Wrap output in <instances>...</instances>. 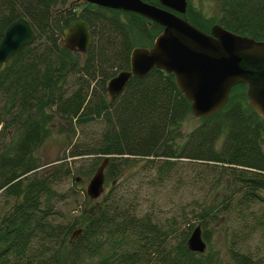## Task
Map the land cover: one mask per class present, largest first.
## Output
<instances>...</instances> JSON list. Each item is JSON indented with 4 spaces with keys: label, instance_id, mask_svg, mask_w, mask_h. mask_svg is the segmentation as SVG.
Here are the masks:
<instances>
[{
    "label": "trees",
    "instance_id": "trees-1",
    "mask_svg": "<svg viewBox=\"0 0 264 264\" xmlns=\"http://www.w3.org/2000/svg\"><path fill=\"white\" fill-rule=\"evenodd\" d=\"M69 1L0 0V39L19 17L36 32V40L0 68V134L11 131L0 147V191L13 200L9 210L0 207V264H264V256L244 248L254 234L264 237V121L249 105L246 85H235L227 104L185 135L189 101L161 69L132 78L109 100L106 81L128 69L131 49L151 46L162 26L91 3L66 9ZM187 18L205 32L218 23L264 40V0H217L211 21L189 4ZM79 19L92 36L81 62L78 53L58 46L55 35ZM55 119L69 126L99 121L103 128L82 133L58 166L45 168L35 153ZM106 156L111 185L98 200L61 189L66 179L77 180L76 170L89 176ZM68 159L90 163L82 171ZM138 163L159 184L177 179L180 190L198 183L208 188L179 211L172 204L175 210L162 220L153 206L142 208L141 187L130 183L141 179L130 172ZM183 164L196 168L193 177L183 175ZM223 217L230 237L223 258L187 249L196 224L209 241L205 227ZM76 229L82 232L73 239Z\"/></svg>",
    "mask_w": 264,
    "mask_h": 264
},
{
    "label": "water",
    "instance_id": "water-1",
    "mask_svg": "<svg viewBox=\"0 0 264 264\" xmlns=\"http://www.w3.org/2000/svg\"><path fill=\"white\" fill-rule=\"evenodd\" d=\"M81 3L136 13L162 26L151 46L131 49L128 69L106 81L109 100L120 95L132 78H144L161 69L173 75L179 92L189 101L192 116L200 119L216 114L227 104L231 89L245 84L249 105L264 121V40L238 34L218 23L208 32L201 30L187 18L188 0H158L159 5L143 0H70L66 9ZM55 35L58 46L86 58L92 36L85 20L72 21ZM35 40L36 32L28 19L19 17L11 22L0 39V68ZM108 163L106 156L86 185L85 193L91 200L104 193ZM81 232L76 229L71 237L76 239ZM186 246L191 252H205L207 244L199 224L192 229Z\"/></svg>",
    "mask_w": 264,
    "mask_h": 264
},
{
    "label": "rangeland",
    "instance_id": "rangeland-1",
    "mask_svg": "<svg viewBox=\"0 0 264 264\" xmlns=\"http://www.w3.org/2000/svg\"><path fill=\"white\" fill-rule=\"evenodd\" d=\"M189 4L192 8V10L200 12L203 16H205L207 19L215 20L217 16V0H189ZM78 62L83 60V57L81 54L78 56ZM107 95V93H106ZM108 98V97H107ZM54 127H52V130L49 134V136L45 139L43 144L38 148L37 152L35 153L40 162L45 164L43 167H47L49 164H54L58 166V164L61 162L59 161L62 159L68 152V148L70 145H72L76 140L83 139L82 133H86L88 136L90 134H97L101 131L103 128L102 122L96 121V122H90L85 126H69L68 123L59 121L55 119ZM199 124V119L192 116L191 114L186 118L184 121L182 132L185 135L187 132H189L192 128L196 127ZM1 127V126H0ZM11 134V131L9 129L4 130L2 134H0V147L4 146V144L7 143L9 140V135ZM68 161L72 162V168L79 170H86L89 166V160L80 161L75 160L74 162L72 160ZM142 163H138V166L134 167L130 172L132 174H136L137 177H141V179L132 180L130 183H135V185H138L141 187L140 190V196L143 198L141 201L142 208L143 209H150V206L154 207V211L156 214H158L162 220H165L167 217H169L172 214L173 206L174 204L177 209L176 211H179L181 206L185 207L187 204L191 203V201L195 198H199L203 195L202 191H205L207 187H204L206 185L202 184H196L187 186H183L182 190H180L179 185L177 184V179H172L169 182H164L159 184L158 182L150 180L151 177L144 176L147 169L144 166H140ZM182 168H180V171L183 173L184 176L189 177L193 175L194 168L193 165L189 164H183L181 165ZM152 171V170H151ZM153 172V171H152ZM94 173V172H93ZM93 173H91L89 176H84L77 172V170L74 173V176L79 177L80 179L77 181H73L71 178L66 179L64 183L61 185L62 190H68L69 188H74V190L78 191L79 193L76 194V198L83 199V195L85 193V188L89 180L91 179ZM193 177V176H191ZM75 183V184H73ZM105 193L108 191L111 183L106 182L105 183ZM121 187L123 183H120ZM179 187V188H178ZM179 189V190H178ZM217 193L220 192V188L217 189ZM86 194V193H85ZM75 198V197H74ZM13 200H6L3 196V192L0 191V207L3 209V211L9 210ZM70 205H67L66 212L64 213L66 216L69 215L68 208ZM71 207H74V204H72ZM1 210V209H0ZM175 210V208H174ZM2 211V210H1ZM77 210H72L70 212V215L77 214ZM177 213V212H176ZM225 217H223L222 221H219L218 223H213L210 225H207L206 232L208 235L209 241H206L207 248L204 253H217L220 257H224L227 253V250L230 245V237L226 234V227L227 224L225 222ZM197 221L195 222V224ZM199 223V222H198ZM200 224V223H199ZM198 225V224H196ZM183 226V225H182ZM201 227V225H200ZM204 227H201V230H203ZM203 238V236H202ZM204 239V238H203ZM244 248L246 250L251 251L257 256H264V237L260 235L259 233H256L252 236V238L244 244Z\"/></svg>",
    "mask_w": 264,
    "mask_h": 264
},
{
    "label": "bare ground",
    "instance_id": "bare-ground-1",
    "mask_svg": "<svg viewBox=\"0 0 264 264\" xmlns=\"http://www.w3.org/2000/svg\"><path fill=\"white\" fill-rule=\"evenodd\" d=\"M153 23V22H152ZM161 27V26H160ZM106 177V176H105ZM106 186V185H105ZM105 194V193H104ZM88 197V196H87Z\"/></svg>",
    "mask_w": 264,
    "mask_h": 264
}]
</instances>
